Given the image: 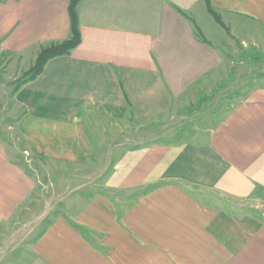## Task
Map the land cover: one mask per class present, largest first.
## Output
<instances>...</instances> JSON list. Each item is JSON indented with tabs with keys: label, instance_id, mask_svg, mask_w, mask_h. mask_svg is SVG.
Masks as SVG:
<instances>
[{
	"label": "crops",
	"instance_id": "0c3cea01",
	"mask_svg": "<svg viewBox=\"0 0 264 264\" xmlns=\"http://www.w3.org/2000/svg\"><path fill=\"white\" fill-rule=\"evenodd\" d=\"M70 1L0 0V52L33 64L42 47L68 39ZM210 2L231 28L264 23V0ZM77 10L80 44L49 59L16 93L24 107L19 133L29 142H74L84 153L71 157L66 148L73 162L88 155L90 142H128L106 137L100 122L159 120L179 96L174 92L192 83L194 68L216 61L217 44L202 46L195 23L201 28L205 19V37L227 41L205 0H80ZM177 142L152 141L112 162L111 185L151 186L124 213L98 204L93 223L82 213L73 220L98 237L58 220L30 255H8L3 264H264V212L240 203L264 197V88L254 89L205 141ZM22 159L0 140V228L34 191Z\"/></svg>",
	"mask_w": 264,
	"mask_h": 264
},
{
	"label": "rangeland",
	"instance_id": "374dc122",
	"mask_svg": "<svg viewBox=\"0 0 264 264\" xmlns=\"http://www.w3.org/2000/svg\"><path fill=\"white\" fill-rule=\"evenodd\" d=\"M202 22V29L195 23L194 31L206 49L217 44L216 61L211 60L207 66L194 68L196 71L192 83L174 92L179 93V96L173 99L170 109L159 120L141 123L132 121L130 125L129 122H121L113 126L109 122H100V128L110 133L106 137L112 136V133L118 134L120 141L127 139L128 142H103V146L90 142L88 155L82 156V160L77 162L68 160L65 152L67 148L71 157H80L84 153L81 147L79 150L72 147L74 142H29L19 133L18 121L24 107L16 99V93L20 79L24 78L33 64H27V61L17 63L18 58L14 55L0 52V140L5 142L10 154L23 157V166L35 180L34 191L28 200L0 228V264L10 260L5 258L8 255L16 259L20 252L30 255L33 243L52 226L54 228L58 220H68L84 235H97L96 229L74 223L73 220L82 213L93 223L95 208L106 203L126 208L118 207L117 213H124L151 186L129 188L126 184L124 186L127 189H124V186L108 183L106 175L111 172L110 166L119 154L123 156L126 149L156 140L173 143L186 139L205 141L216 125L254 89L264 88V23L249 20L245 31L239 26H228L229 31L224 27L228 33L227 41L219 45L217 39L209 35L205 37L202 31L205 19ZM30 145L32 151L28 150ZM126 162L122 163V174L127 169ZM109 177L114 181L115 177ZM257 197L251 196L240 203L250 210L264 212V197L262 201L255 199ZM229 200L238 201L237 198Z\"/></svg>",
	"mask_w": 264,
	"mask_h": 264
},
{
	"label": "trees",
	"instance_id": "16d2710c",
	"mask_svg": "<svg viewBox=\"0 0 264 264\" xmlns=\"http://www.w3.org/2000/svg\"><path fill=\"white\" fill-rule=\"evenodd\" d=\"M79 2L80 0H71L69 3L68 11L70 16L71 37L62 42L51 43L42 47L32 67L24 74V78L20 79V86L27 81L35 79L43 71V68L49 59L59 55L70 54L72 49L80 44L81 33L79 29V16L77 10ZM206 4L208 11L213 14L215 19L223 25L227 31H229L228 26L222 21L220 14L213 9L210 0H206Z\"/></svg>",
	"mask_w": 264,
	"mask_h": 264
}]
</instances>
